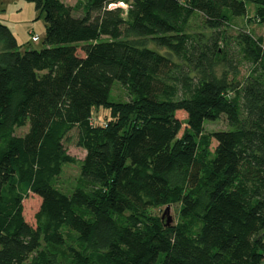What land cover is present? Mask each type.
<instances>
[{
	"label": "trees",
	"instance_id": "1",
	"mask_svg": "<svg viewBox=\"0 0 264 264\" xmlns=\"http://www.w3.org/2000/svg\"><path fill=\"white\" fill-rule=\"evenodd\" d=\"M28 1L41 49L0 24V264H264V40L233 24L248 3L264 23V0ZM171 204L170 225L149 211Z\"/></svg>",
	"mask_w": 264,
	"mask_h": 264
},
{
	"label": "rangeland",
	"instance_id": "2",
	"mask_svg": "<svg viewBox=\"0 0 264 264\" xmlns=\"http://www.w3.org/2000/svg\"><path fill=\"white\" fill-rule=\"evenodd\" d=\"M63 2L74 6L76 15H83L81 9L83 0H62ZM126 6L125 4H121ZM255 4L248 3V15L243 18H235L233 24L235 27H243L250 30L256 37H262L264 40V23H259L254 17ZM0 24L5 25L12 35L16 38L17 42L22 45V50L26 48L41 49L43 47V41L46 33V21L44 13L36 8V5L32 1L28 0H0ZM192 27L194 29L201 28V21L199 18L194 17L192 19ZM230 31H234L236 28ZM39 36L38 41H33L32 36ZM164 52L163 50H160ZM79 54L83 55V52L79 50ZM248 72V65H242L240 67V77H244ZM113 96L119 100H127V94L125 89L121 86L119 81H114ZM94 118L96 120H103L107 117V112L104 108H98L94 111ZM179 116L184 119V113L180 112ZM207 131H215L221 129H228V121L225 115L218 120L207 121L205 123ZM29 129V123L22 127L16 128V135H24ZM77 130H73L71 140L67 142V149L71 155L81 159L85 156L86 151L77 146L76 144ZM216 146V142H213V147ZM80 173V167L77 164L64 163L62 167V173L55 179V186L64 193H71L76 184V177ZM41 198L30 193L23 201L24 216L27 222L31 225H36L35 214L39 210L41 205ZM167 206L152 207L150 212L153 215L161 217L165 222L170 218L173 222H176L179 217L180 204H171L170 209L166 212Z\"/></svg>",
	"mask_w": 264,
	"mask_h": 264
},
{
	"label": "water",
	"instance_id": "3",
	"mask_svg": "<svg viewBox=\"0 0 264 264\" xmlns=\"http://www.w3.org/2000/svg\"><path fill=\"white\" fill-rule=\"evenodd\" d=\"M170 209V205H167V208H166V212H168ZM172 223V221L170 220V218L166 221V224L167 225H170Z\"/></svg>",
	"mask_w": 264,
	"mask_h": 264
},
{
	"label": "built area",
	"instance_id": "4",
	"mask_svg": "<svg viewBox=\"0 0 264 264\" xmlns=\"http://www.w3.org/2000/svg\"><path fill=\"white\" fill-rule=\"evenodd\" d=\"M32 40H33V41H38V40H39V36H37V35H33V36H32Z\"/></svg>",
	"mask_w": 264,
	"mask_h": 264
}]
</instances>
